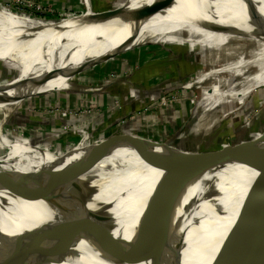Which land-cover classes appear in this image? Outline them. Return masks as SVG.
<instances>
[{
  "label": "bare ground",
  "instance_id": "obj_1",
  "mask_svg": "<svg viewBox=\"0 0 264 264\" xmlns=\"http://www.w3.org/2000/svg\"><path fill=\"white\" fill-rule=\"evenodd\" d=\"M89 2L97 8L95 0ZM246 8L251 14L259 9L263 17H249ZM92 10V20L85 15L45 23L24 17L23 27L5 23L0 16V61L8 59L7 65L18 74L16 80L0 84V111L9 116L22 99L42 89L68 90V81L90 62L156 38L170 39L176 32L198 38L183 37L182 41L201 43L205 48L202 55L209 49L226 51L225 44L233 40L241 42L236 48L226 47L225 56L240 54L235 69L229 65L212 72L233 71L238 83L232 99L241 95L237 91L245 87L247 75L253 82L250 88L264 86V0H127L112 9ZM119 10L124 14L111 17ZM248 37L256 39L251 45L255 52L244 53ZM222 57L217 55L210 64H217ZM258 67L257 75L250 77ZM220 93L219 89L209 105L219 101ZM211 109L207 108V113ZM200 114L195 121L203 117ZM168 161L179 163L175 154L160 152L112 165L104 163L89 175L94 185L90 192L65 208L45 207L34 198L0 191V264H96L177 207L195 209L198 217H205L201 229L190 233L194 239L190 242L192 235L187 237L189 247L179 264H215L243 238L236 231L230 234L233 209L225 212L227 216L217 217L211 206L214 202L201 205L200 201L219 188L216 206L224 209L234 204L246 188H264V167L234 165L195 176L168 168ZM216 223L218 229L213 230ZM207 225L209 234L204 233Z\"/></svg>",
  "mask_w": 264,
  "mask_h": 264
},
{
  "label": "rangeland",
  "instance_id": "obj_2",
  "mask_svg": "<svg viewBox=\"0 0 264 264\" xmlns=\"http://www.w3.org/2000/svg\"><path fill=\"white\" fill-rule=\"evenodd\" d=\"M123 1L95 0L97 8L91 6L103 11L126 4L127 0ZM85 15L84 0H0L4 22L20 27L24 26V17L49 23ZM169 36L171 40L156 38L95 61L68 81V90L42 89L22 99L9 116L0 111V176L14 177L16 185L20 174L37 176L64 171L86 161L90 147L99 146L114 135L143 139L147 144H172L190 153L222 150L262 136L264 86L250 88L253 82L248 81L247 75V88L238 90L241 95L232 99L231 92L238 83L233 71L212 73L229 65L237 66L239 52L228 57L225 53L241 42L233 40L225 44L226 51L209 49L202 55L205 48L201 43L182 41L183 37H190L187 32ZM189 39L198 41L195 37ZM255 40L244 39V53L255 52L251 47ZM217 55H223L221 61L210 64ZM8 63V59L0 61V84L17 78ZM260 69H254L250 77ZM205 77L208 80L203 81ZM219 89V101L209 105ZM207 108H212L209 113ZM199 112L203 115L197 119L200 125L194 120ZM126 147L130 145L122 143L109 150V155L78 181L88 178L93 169L104 163L112 165L139 157L124 150ZM0 191L17 196L15 190L0 187ZM233 205L224 208L223 214L231 211Z\"/></svg>",
  "mask_w": 264,
  "mask_h": 264
},
{
  "label": "water",
  "instance_id": "obj_3",
  "mask_svg": "<svg viewBox=\"0 0 264 264\" xmlns=\"http://www.w3.org/2000/svg\"><path fill=\"white\" fill-rule=\"evenodd\" d=\"M84 1L86 15L92 20L93 17L89 11V9L93 11L92 6L89 4V0ZM246 11L249 17L251 15L252 17H255V15L263 17L259 9L256 14H251L248 8H246ZM121 14H124L121 10L114 11L111 17ZM94 62H90L84 69L76 73L87 69ZM73 90H69V92ZM149 142L147 144V141L143 139L120 138L114 135V137H109L104 141L103 144L90 147L89 151H91L86 161H79L64 171L51 174L37 176L34 173V175L20 174L17 177L18 182L16 185L12 180L14 177L9 175L0 176V183L3 185H0V187H4L10 192L15 190L18 197L34 198L42 202L45 207L65 208L84 197L94 186L91 177L80 182L77 178L88 173L94 165L109 155L107 154L109 150L122 143L130 145L124 150L132 151L141 158H146L155 152L175 154L179 163L168 161V168L195 176L209 172H220L226 167L234 165L255 164L257 167H264V164H262L264 162V134L252 141L236 146L227 145L222 150L204 153H190L178 149L172 144ZM162 166L166 167V165ZM221 176H225L224 173ZM61 180L63 183L59 184ZM65 183L68 185H65ZM220 197L221 193L218 188V190L211 192L210 196L204 201H200V204L214 202L211 206L215 215L224 217L223 207L219 208L215 204ZM232 209L234 212L230 234L236 231L242 235L243 240L228 255L221 254L215 264H264V188H246L236 197ZM197 215H199L197 210L191 208L177 207L168 210L141 229L132 239L115 247L106 258L96 264H179L189 247L187 237L192 235V238L189 239L191 242L195 236L190 233L201 229V222L205 219L203 215H201V218ZM208 226L210 225L203 227L204 233H206V229L209 231L210 227L208 228ZM214 228L218 229L217 223L213 226V230Z\"/></svg>",
  "mask_w": 264,
  "mask_h": 264
}]
</instances>
